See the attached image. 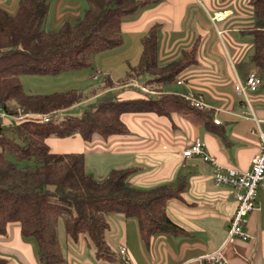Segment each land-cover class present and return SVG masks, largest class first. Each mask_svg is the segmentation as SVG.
<instances>
[{"label": "trees", "instance_id": "1", "mask_svg": "<svg viewBox=\"0 0 264 264\" xmlns=\"http://www.w3.org/2000/svg\"><path fill=\"white\" fill-rule=\"evenodd\" d=\"M50 1L21 0L14 15L0 8V112L14 116L21 111L50 118L46 122L24 118L9 124H3L0 118V236L6 234L8 225L17 224L24 239L35 241L41 264H59L63 261L58 238L61 221L69 241L75 243L84 236L99 258L111 261L114 256L104 239L106 217L118 214L134 219L143 240L176 231L166 215V203L180 198L183 182L175 187L139 190L128 183L138 171L134 167L113 169L96 179L86 173L82 153H52L46 140L78 135L90 142L94 135L106 140L128 134L121 121L123 114L169 117L171 113L200 112L181 94L165 89L196 62V44L176 60L160 64L157 30L155 26L149 28L139 40L137 62L132 65L126 60L127 69L119 83H132L146 75L142 87L154 94L120 99L119 93L106 92L84 110L65 114L96 93L87 96L71 89L34 95L22 89L20 77L88 67L92 56L121 45L124 16L144 10L149 1L85 0L87 8L79 22L67 21L59 30L46 32L42 27ZM248 3L254 9V25L248 30L253 38L249 65L264 73V0ZM108 81L107 77L103 82L106 90L114 85ZM6 131L12 132L19 143L7 137ZM22 161L30 163L20 166ZM0 264L8 262L0 258Z\"/></svg>", "mask_w": 264, "mask_h": 264}, {"label": "crops", "instance_id": "2", "mask_svg": "<svg viewBox=\"0 0 264 264\" xmlns=\"http://www.w3.org/2000/svg\"><path fill=\"white\" fill-rule=\"evenodd\" d=\"M19 1L21 0H0V8L14 15ZM148 1L146 10L124 16L121 33L127 37L133 36L146 33L155 26L160 64L176 60L182 52L187 51V47L177 51L176 44L181 39L179 35L182 36L177 32H180L181 24L187 34L192 30L198 32L203 21L210 22L211 11L216 10L212 0H201L203 8L193 7L195 0ZM83 3L84 0H51L46 24L53 19L54 26L59 23L61 26L69 18H76L75 16L80 20L84 12L80 13L78 9ZM190 8L196 9V15L189 16ZM224 10L231 15L226 22L236 19L235 24L233 21L230 25H225L226 22L222 24L224 30L228 34L233 32L243 36L241 16L234 17L231 7ZM56 22L59 23L55 25ZM248 22L250 26L253 25L251 20ZM192 42L191 44H196V62L178 77L177 80H181L182 84L176 85L175 80L166 85L165 89L167 93L196 96L204 104L200 112L171 113L169 117L152 113L123 114L121 121L128 129V134L111 136L106 140L94 135L90 142L83 141L78 135L63 138L65 140H46L47 145L52 141L50 143L53 148L64 154L82 153L85 170L93 167L96 172L105 173L108 167L138 169L128 178V183L139 190H150L163 185L175 187L181 180L184 187L180 198L169 199L166 203V215L176 226V231L156 234L143 240L134 219L115 214V218L110 223L107 222L108 230L104 236L109 250L112 246L116 247L112 253L113 260L99 258L84 236L73 243L65 234L62 241L58 233L63 256V261L59 264H88L87 261H91L90 264H209L206 257L218 249H222L223 264H264V184L257 189L256 206L246 216L244 228L249 239H228L229 220L236 208L235 191L230 187L214 184L212 177L215 165L196 156L183 158L181 155L194 140L199 139L216 165L224 169L248 171L251 160L260 147L257 128L264 134V73H259L262 84L256 92L250 94V103L245 104L236 95L233 83L236 78L244 80L253 69L249 65L253 41L250 45L249 41L241 43L242 49L231 54L237 62L236 69L234 67L231 71L225 66L223 73L220 65L212 67L205 64L208 60L207 51L203 54L199 52L197 57L198 38ZM214 50L221 54L219 49ZM200 61L203 67L199 65ZM211 73H219L226 79L213 77ZM173 84L180 89L176 90ZM115 89L106 92H116ZM102 94H95L90 98L97 100ZM214 120L219 123L214 124ZM22 238L17 224L8 225L6 234L0 236V256L14 258H0L5 259L8 264H41L35 258L32 244ZM12 241L19 246L12 247ZM84 248L92 255L86 260L81 256ZM120 248L125 249V259L119 255Z\"/></svg>", "mask_w": 264, "mask_h": 264}, {"label": "rangeland", "instance_id": "3", "mask_svg": "<svg viewBox=\"0 0 264 264\" xmlns=\"http://www.w3.org/2000/svg\"><path fill=\"white\" fill-rule=\"evenodd\" d=\"M212 2L216 5V10H212L211 13L209 12L210 15H212L217 10L223 11L224 8L231 7L232 14H234V17L238 15L241 16L240 18L243 20L241 27L244 28L242 29L243 36H241L240 34L233 33V32L228 34L227 30H224L222 24H224L228 18H231L230 17L231 15L229 16V14H226L227 18L225 20H223L222 22L216 23V25H214L211 21L210 22L203 21V24L200 26L199 28L200 30L198 32L195 30H192L189 34H187L184 26L182 27V24H181V30L180 32H177V34L181 33L182 35V36L179 35L181 39L176 44L178 45L177 51L186 49V47L188 50L190 48L189 45L193 43L192 41L195 40V38L196 39L198 38L197 57L199 55V52H202L203 54L204 51H207L208 60L205 61V64H210L212 67L220 65L222 73H223L225 66L229 70L233 71L234 67L236 69L237 62L234 61V58L231 57V54L237 53V51L242 49L241 43H246L247 41H249V45L252 44V41H253L252 35L249 33V31L247 32L246 30L252 29L254 25V9L248 3V0H212ZM192 6L193 7L198 6L200 8H203V4H201V0H195V3L192 4ZM85 8H87V4H86V1L84 0V3L79 7L78 11L82 13L84 12L83 10H85ZM144 10H146V8ZM188 11L190 14L189 16H193L194 14L196 15L195 8H190ZM75 17L76 18H69L68 22L72 24L79 22L78 16H75ZM235 20L236 19L234 18L230 19L225 23V25L226 24L230 25L231 21H233V24H235ZM248 20L252 21V24H253L252 26L249 25ZM58 23L59 22H56L55 25H57ZM53 24H54L53 19H50V21H48V24H46V20H45L42 28L46 32H53V31L59 30V28L61 27L59 26L60 23L57 26H54ZM143 35L144 33L141 32L137 35L127 37L124 33L123 34L121 33V40H122L121 45H119L118 47L112 50L100 52L92 56L90 58V64L86 68L64 71L56 75H47V76L23 75L20 77L22 89L26 93H30L34 95H39V94L46 95V94H52L55 92H65L71 89L81 91L83 94L87 96L88 95L90 96V94L92 93H96V94L104 93L105 94L106 91L110 90V89L106 90V87H105L106 84L103 83L104 79L108 77L109 78L108 82L111 81L114 84L113 88L117 89L116 93L117 92L119 93L118 95L120 99L134 98V97L142 96L141 94H148V92H150L149 90L146 89L148 92L147 91L144 92L138 86V85L142 86V84L148 79V76L146 75L140 77L137 81L132 82V83L126 82L125 84L124 82L125 85L123 83H119V79L122 78V76L124 75L127 69L126 60H128L132 65L137 62L139 55H140L139 38H141ZM184 37L186 38L183 39ZM189 38H191L190 42H188ZM214 49H219L221 54L215 53ZM245 53H247V51ZM201 60H203L202 57H201ZM199 65L203 67V63L201 61L199 62ZM96 75H97V78H95ZM210 75L213 77L225 78V76L222 77L219 73H211ZM233 78H234V73H233ZM182 79L186 80L184 77H182ZM133 83H136L138 85L136 84L131 85ZM173 87H175L176 90L180 89L175 84H173ZM95 100L96 99L94 98H90V100L87 101V103L85 102V104H82L84 103L82 102L80 103L81 105L78 104L80 105L78 108L71 110L65 114H72V113L76 114L79 111L84 110V108L89 103H93ZM0 118L3 124H9L12 121H14V123L15 122L19 123L24 118L25 119H29V118L38 119L40 118V116L39 115H24L21 113V111H17V114L14 116H9L5 112L4 113L0 112ZM5 135L13 139L16 143H19L17 138L14 136L12 132L6 131ZM50 140H61V139L50 138ZM50 142L52 141H49L48 146L52 153L64 154L63 152H60L57 149L53 148V144ZM23 162L30 163V161H22L20 162L19 165L24 166ZM110 170H113V168L108 167L105 170L106 174L103 172L98 173L93 167H90L86 169V173L91 174L94 178L97 179L99 177H105ZM101 173H103L104 175ZM114 216L115 215H110L106 217L107 222L110 223L112 218H115ZM58 233H59V237L62 238V241H63L64 233H63V225L61 221H59V224H58ZM22 239L32 244L33 249L35 251V258L39 259V256L36 250L37 247H35L36 246L35 241L33 239H29V240L24 239V238ZM11 245L12 247L19 246V244H16L14 241H12ZM115 250H116V247L112 246V249H110L109 252L113 253L115 252ZM94 251L96 253L95 249ZM81 253H82L81 256L85 260L87 258L92 257L90 251H88L85 248L82 249ZM0 257H5V256H0ZM6 257H8L7 259H9V257L14 258L12 256H6ZM87 263L90 264L91 261H87Z\"/></svg>", "mask_w": 264, "mask_h": 264}, {"label": "built area", "instance_id": "4", "mask_svg": "<svg viewBox=\"0 0 264 264\" xmlns=\"http://www.w3.org/2000/svg\"><path fill=\"white\" fill-rule=\"evenodd\" d=\"M227 11H217L214 12L210 21L216 25V23L225 20ZM98 75V74H97ZM97 75L95 78H97ZM133 83L131 85H134ZM182 84L181 80L176 81V85ZM262 84V78L256 70H251L247 74L244 80H236L233 83V89L237 96H239L245 104L250 103V94L256 92L258 87ZM138 85V84H136ZM142 91H147L146 88L138 85ZM148 92V91H147ZM148 94H154L153 92H148ZM183 98L189 102L191 106L197 109H203L204 104L201 100H198L193 95L184 93ZM41 121H49L48 116H40ZM214 124H218V120L213 121ZM258 136L260 139V147L258 152L253 156L250 168L248 171L240 172L231 168H222L215 164L214 159L208 155L205 150V145L199 139L193 141V143L188 146L183 152V158H191L193 156L201 158L204 162H209L215 165V171L213 174V182L217 186H227L235 191L236 198V208L233 212L230 220L227 232L228 239L232 237H238L243 241L249 239L248 234L245 231L246 216L254 209L256 206V195L257 189L260 185L264 184V134L258 130ZM119 255L125 259V249H119ZM206 261L209 264H223L224 257L222 254V249H218L211 255L206 257Z\"/></svg>", "mask_w": 264, "mask_h": 264}]
</instances>
